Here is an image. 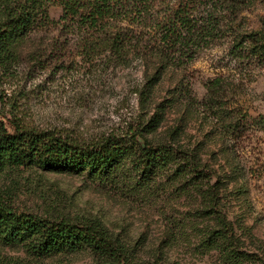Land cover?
<instances>
[{
	"label": "rangeland",
	"instance_id": "374dc122",
	"mask_svg": "<svg viewBox=\"0 0 264 264\" xmlns=\"http://www.w3.org/2000/svg\"><path fill=\"white\" fill-rule=\"evenodd\" d=\"M185 1L151 0L146 14L164 21ZM61 14L50 4L51 20ZM233 20L241 33L264 31V0H243L225 23ZM153 25L140 27L155 48L162 28ZM231 33L179 65L143 51L126 64L103 53L87 58L55 24L9 38L13 56H0V121L10 133L86 146L111 140L128 152L98 172L3 163L0 209L98 221L107 249L38 255L24 242L0 241V264H264V128L254 121L264 116V63L232 54ZM217 76L227 85L214 103L206 85ZM218 107L240 118L236 133ZM151 149L174 154L146 167Z\"/></svg>",
	"mask_w": 264,
	"mask_h": 264
},
{
	"label": "trees",
	"instance_id": "16d2710c",
	"mask_svg": "<svg viewBox=\"0 0 264 264\" xmlns=\"http://www.w3.org/2000/svg\"><path fill=\"white\" fill-rule=\"evenodd\" d=\"M150 2L0 0V56H13L9 38L31 37L40 28L55 24L66 30V43H73L79 48L77 52L85 54L87 58L103 53L120 64H126L131 54L143 51L156 54L167 65H179L184 57L192 59L200 50L211 47L226 37L228 32H232V54L264 63V31L241 33L235 20L230 25L225 23L232 21L243 0H186L164 21L148 17L146 13ZM50 4L62 7L58 21L50 19ZM225 12H228L227 19H230H226ZM149 24L162 28V43L155 48L143 42L146 39L140 25L146 27ZM223 78L217 76L206 85L214 103L226 89L227 83ZM218 109L221 115L232 118L227 130L236 133L239 129L236 123L240 118L227 115L222 107ZM245 118L247 122L252 120L249 115ZM254 121L264 128L263 115L254 118ZM127 152L126 146L111 140L86 146L47 133H10L0 121V167L6 161L15 165L37 161L46 169L81 170L86 166L98 172L113 168L116 160L124 158ZM169 152L151 149L147 153L146 167L170 162L174 153ZM196 165L192 169L199 171ZM104 235V228L98 221L79 225L66 220L56 222L0 209V241L24 242L29 250L38 255L64 249L77 250L85 245L96 253H103L107 249Z\"/></svg>",
	"mask_w": 264,
	"mask_h": 264
}]
</instances>
